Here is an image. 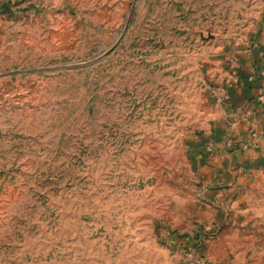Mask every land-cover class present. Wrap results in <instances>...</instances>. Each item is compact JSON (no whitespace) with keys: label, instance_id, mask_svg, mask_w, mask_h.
I'll use <instances>...</instances> for the list:
<instances>
[{"label":"rangeland","instance_id":"rangeland-1","mask_svg":"<svg viewBox=\"0 0 264 264\" xmlns=\"http://www.w3.org/2000/svg\"><path fill=\"white\" fill-rule=\"evenodd\" d=\"M263 39L264 0H0V264H264Z\"/></svg>","mask_w":264,"mask_h":264},{"label":"crops","instance_id":"crops-1","mask_svg":"<svg viewBox=\"0 0 264 264\" xmlns=\"http://www.w3.org/2000/svg\"><path fill=\"white\" fill-rule=\"evenodd\" d=\"M260 43L261 46L253 51L243 74H240L236 77V80H234V85H236L237 88V90H235L238 96H243L244 92V95L247 96L248 100L250 99L258 105L261 102V99H264V97L260 98V96H264V82L258 77L259 72L263 71L262 66H264V39ZM234 95H236V93ZM241 96L238 97L239 101L242 99Z\"/></svg>","mask_w":264,"mask_h":264},{"label":"built area","instance_id":"built-area-1","mask_svg":"<svg viewBox=\"0 0 264 264\" xmlns=\"http://www.w3.org/2000/svg\"><path fill=\"white\" fill-rule=\"evenodd\" d=\"M263 74H261V76L264 78V72H262Z\"/></svg>","mask_w":264,"mask_h":264}]
</instances>
